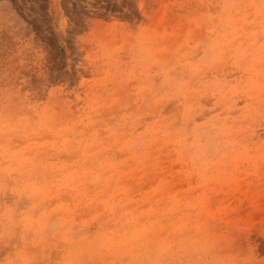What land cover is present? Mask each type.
<instances>
[{
  "label": "clouds",
  "instance_id": "9594fccd",
  "mask_svg": "<svg viewBox=\"0 0 264 264\" xmlns=\"http://www.w3.org/2000/svg\"><path fill=\"white\" fill-rule=\"evenodd\" d=\"M0 39V264H264V0H153L58 82Z\"/></svg>",
  "mask_w": 264,
  "mask_h": 264
},
{
  "label": "rangeland",
  "instance_id": "374dc122",
  "mask_svg": "<svg viewBox=\"0 0 264 264\" xmlns=\"http://www.w3.org/2000/svg\"><path fill=\"white\" fill-rule=\"evenodd\" d=\"M153 0H0V35L34 41L32 62L38 77L54 82L76 75L79 57L78 37L90 26L105 27L121 21H135ZM4 41L0 39V43ZM241 223L258 239L264 250V237L256 226L264 223V211L251 216L241 213Z\"/></svg>",
  "mask_w": 264,
  "mask_h": 264
}]
</instances>
